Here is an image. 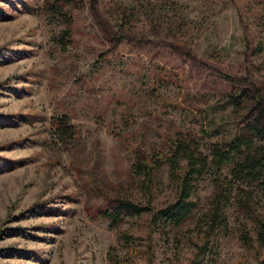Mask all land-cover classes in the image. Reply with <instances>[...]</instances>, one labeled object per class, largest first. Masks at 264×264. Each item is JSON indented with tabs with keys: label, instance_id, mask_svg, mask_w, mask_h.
Segmentation results:
<instances>
[{
	"label": "rangeland",
	"instance_id": "374dc122",
	"mask_svg": "<svg viewBox=\"0 0 264 264\" xmlns=\"http://www.w3.org/2000/svg\"><path fill=\"white\" fill-rule=\"evenodd\" d=\"M40 2L0 0V264H109L110 247L124 255L117 229L140 237V264H264V242L241 243L232 206L231 231L194 262L195 217L178 244L146 250L148 212L118 227L100 213L108 193L142 200L127 174L132 145L164 153L183 130L206 151L236 129L221 103L264 88V0H75L59 43L64 25ZM58 114L74 127L64 141L51 129ZM166 182L154 204L171 198ZM211 188L210 174L197 182L202 209Z\"/></svg>",
	"mask_w": 264,
	"mask_h": 264
},
{
	"label": "trees",
	"instance_id": "16d2710c",
	"mask_svg": "<svg viewBox=\"0 0 264 264\" xmlns=\"http://www.w3.org/2000/svg\"><path fill=\"white\" fill-rule=\"evenodd\" d=\"M75 5V0H41L35 7L37 12L48 13L64 25L53 37L55 42L63 39L69 42L73 22L70 7ZM100 22L108 32L105 24ZM225 105L232 106L240 122L227 137L209 141L206 151L200 148L190 132L183 130L167 135L168 146L164 153L160 150L146 153L139 145L131 146L127 174L137 181L142 200L120 192L105 195V205L100 213L109 227H118L125 217L148 212V250L157 242L169 245L171 240L174 245L178 244L181 227L188 226L195 217L192 221L195 235H189L194 247V262L199 256L216 252L218 235L231 231L226 208L232 206L241 243L253 246L264 242V217L260 212L264 203V88L238 87L227 94L221 107ZM50 124L52 133L59 140L74 136L73 124L65 114L53 115ZM206 174L211 175L212 188L202 209L196 187ZM164 178L170 186L171 198L154 204L152 200ZM239 215L254 224V236L246 230ZM154 236L157 237L155 241ZM116 238L124 255L118 256L115 247H110L106 256L109 264H140L133 259L141 250L140 237L117 229Z\"/></svg>",
	"mask_w": 264,
	"mask_h": 264
}]
</instances>
